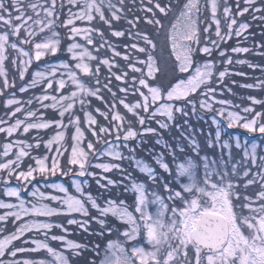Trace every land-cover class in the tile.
Here are the masks:
<instances>
[{
	"label": "snow or ice",
	"instance_id": "obj_1",
	"mask_svg": "<svg viewBox=\"0 0 264 264\" xmlns=\"http://www.w3.org/2000/svg\"><path fill=\"white\" fill-rule=\"evenodd\" d=\"M131 3L132 7L127 0H0V97L5 109L0 116V134L4 135L0 145V264H264V145L256 139L249 143L247 138L243 142L239 137L224 138L225 124L249 136H264V99L248 96L251 104L241 106L217 98L225 90L232 93L224 85L225 78L233 74L227 65H247L264 73L261 65L234 60L221 48L233 36L247 41L254 35L249 29L252 21L264 23V0ZM245 15L250 21L242 19ZM97 17L108 25L112 37H127L123 52L93 26ZM121 20L126 21V29L112 27L113 21ZM77 21L87 24L78 26ZM141 23L152 31L141 30ZM59 28L66 30L64 51L69 58L51 62L45 58L61 51ZM77 37L96 52L111 51L113 58L93 55ZM161 37L163 42L158 43ZM231 52L264 58V41L251 48L238 41ZM213 53L227 58L210 59ZM197 54L205 59H197ZM92 61H98L95 67ZM220 64L225 65L223 70H218ZM101 66L108 70L103 81ZM80 74L94 83H85ZM234 74L246 75L242 71ZM112 77L120 82L122 95L113 91ZM240 87L261 90L264 79ZM33 89H40L39 94L18 98L17 93ZM105 91L110 99L105 98ZM93 97L104 104L103 109H93L89 99ZM34 102L39 108L26 107ZM257 105L262 110H256ZM40 109H51L56 118H48ZM206 114L212 115L205 119ZM180 117L206 124L210 120L214 138L210 132L202 144L194 134L181 131L182 139L166 142L159 130L173 126L179 130L176 121ZM183 123L187 125L188 119ZM69 129H74L70 136ZM32 130L37 132L32 137L35 143L19 138L31 135ZM41 130H51L47 139ZM86 133L94 139H86ZM148 135L157 137L155 143L163 145L173 161L188 149L198 157L204 153L203 176L192 159L180 163L175 171L164 155L155 156L158 169L136 159L130 142L136 141L139 147ZM96 144L102 147L97 149ZM62 158L71 167L65 169ZM125 160H134L139 172L146 174L143 182L122 167L120 162ZM114 171L123 179L105 175ZM58 174L69 177L71 189L63 183H46L42 191L34 183L38 176L48 180ZM13 176L16 184L10 186ZM89 178L100 190L96 194L89 190ZM149 182L151 190L146 187ZM130 191L135 193L131 205L121 198ZM65 217L67 226L74 225L89 236L110 234L116 239H108L103 248L99 243L69 239L71 233L61 219ZM113 219L124 229L111 226ZM93 222L98 230H90Z\"/></svg>",
	"mask_w": 264,
	"mask_h": 264
},
{
	"label": "rangeland",
	"instance_id": "obj_2",
	"mask_svg": "<svg viewBox=\"0 0 264 264\" xmlns=\"http://www.w3.org/2000/svg\"><path fill=\"white\" fill-rule=\"evenodd\" d=\"M113 3H118V0H113ZM128 3H131V0H127V5H128ZM136 3L137 4H139V0H136ZM131 6H132V4H131ZM209 15H210V13H208ZM105 15L106 16H108L109 15V13H108V11H107V9L105 8ZM219 15H221L222 16V8H221V10H220V13H219ZM239 19V18H238ZM243 20H246V21H250V17L248 16V15H245L243 18H242ZM113 22H115L116 24H118L117 23V21H113ZM120 22V21H119ZM258 23H261V22H259V21H252L251 22V24H254V25H257ZM86 24H87V22H80V21H77V25L78 26H86ZM262 25H264V23H261ZM93 26L94 27H96V28H99V29H101L102 31H103V33H104V37L107 39V40H109L111 43H113V44H116V45H119V47L117 48V50L118 51H121V52H123L124 51V48H123V45L124 44H127V43H129V41H128V39H127V37H124V40H127V42H120L119 40H117L118 38H116V37H112L111 36V29H109V27H108V25H105V24H103V22H101L100 20H99V18L97 17L96 18V20L95 21H93ZM104 26L105 27H107V29H108V33H106V31H104L103 29H104ZM113 27V26H112ZM145 27H147V26H145ZM263 28H264V26H262ZM113 28H115V29H126V28H124V27H119V26H115V27H113ZM141 30H152L151 28H149V29H145V28H140ZM58 31V30H57ZM214 31H215V25H212V27H211V32H212V34H213V36H212V38H215V36H214ZM222 31H227V29H226V25H223L222 24ZM258 32H260L259 30H258ZM66 37H67V33H66ZM77 39V42H79V43H82V44H85V46L89 49V51H92L93 52V55H97L98 57H100V58H110V59H112L113 57H112V53H111V51H109V50H107V49H102V50H100L99 52H96L95 51V49L93 48V46L92 45H87L86 44V42L85 41H82V40H80V38L79 37H77L76 38ZM201 39L203 40V36L201 37ZM231 39H233L234 41H235V45L233 46V47H235L236 45H237V42L239 41L240 42V46H243V47H253L254 46V44L255 43H258V42H262V41H264V35H257V36H255V38L254 37H252L251 35H250V37H249V39L247 40V41H245V40H243L242 38H237V37H235V36H233ZM163 42V37H161L160 38V42H158V43H162ZM228 42V41H227ZM68 43V42H67ZM95 43H96V45L98 46L99 45V43H100V39H99V37H96V40H95ZM66 46H67V44H66ZM66 49V48H65ZM222 49H224V48H222ZM159 54V53H158ZM214 54V53H213ZM216 55H217V57L216 58H210V59H213V60H217V59H220V57L218 56V53H216ZM227 56H232L233 57V59L235 60V59H246V57H249V58H251V56H253L251 53H243V54H234V53H232L231 52V49H229L228 51H227ZM227 56L224 58V59H226L227 58ZM246 56V57H245ZM256 58V57H255ZM257 58L258 59H260V60H262L263 62H262V64H261V67H264V58H261V57H258L257 56ZM119 63H121V64H123L124 62H123V60L121 59V58H119V57H116L115 58ZM59 60H65V59H63V58H58V59H55V60H52L51 62H57V61H59ZM98 61H92V62H89L90 64H92V66L93 67H95V64L97 63ZM6 66H7V68H8V70L11 72L12 71V66H11V64L9 63V62H6ZM224 67H225V65H224ZM227 67H228V69H229V72L230 73H233L232 75H230V76H228V77H226L225 78V81H224V85H227L228 87H230L231 89H232V93H229L228 91H226L225 90V92H224V95L222 96V97H220V96H218L217 98H219V99H230V100H232L234 103H237V104H241V106H249L250 104H251V102L250 101H248V102H245L244 104H242L241 103V101L243 100V98L245 97V98H247L248 96H253V97H255L254 95H252V94H248V96H245L247 93H244V92H241V91H243V90H253V89H246V88H241L240 87V85L241 84H248V83H252V84H254V83H256L257 82V80H252V81H248V82H241L240 84L238 83V81H234V77H233V75H235L234 73L235 72H237V71H240V65H235V64H233V65H227ZM101 68L103 69V70H105L104 72V74H102L100 77H101V80L103 81L104 79H105V77H107V75H108V70H107V68L106 67H104V66H101ZM224 69V68H223ZM223 69H221V70H223ZM101 73V72H100ZM245 73V72H244ZM259 73H262L260 70H259ZM246 75V77L247 76H250L249 74H253L252 72H250V73H245ZM264 74V73H263ZM251 77V76H250ZM29 78H30V76H29ZM80 78L85 82V83H94V80L92 79V78H90V77H84L83 76V74H80ZM112 79V88H113V91H119V89H118V85L120 84V82H118V81H116L115 80V78L114 77H112L111 78ZM2 80H3V78H0V84H2ZM233 81L236 83H233ZM237 83L239 84V87H240V89H241V91H237L236 90V85H237ZM20 84V81L17 79V82H16V86H18ZM20 86V85H19ZM18 86V87H19ZM17 87V88H18ZM221 87H223V85L221 86ZM256 92H255V94L258 96V97H256V98H258V99H260V98H262V99H264V89H261V90H255ZM33 92H35L36 94H39V92H40V89H33V90H29V92L28 93H23V94H21V93H17V96H18V98L19 99H21V100H26L30 95H32L33 94ZM118 93V92H117ZM234 93V94H233ZM118 95H122V94H118ZM104 96H105V98H108V99H110V94L107 92V91H105L104 92ZM238 96H241V99H240V101L237 99L236 101H234L233 99L235 98V97H238ZM244 98V99H245ZM4 99V98H3ZM90 99V104L92 105V107H93V109L94 108H96V107H100L101 109H103L104 108V104L101 102V101H98V100H96L94 97L93 98H89ZM46 103H50V102H46ZM26 107H31V108H39V105L38 104H36L35 102L33 103V105H31V106H26ZM79 106L77 105V108H78ZM218 107V106H217ZM0 108H2V111H1V116H4L5 115V109L3 108V105H2V107H0ZM259 110V109H258ZM40 111H42V112H44V111H46L47 112V116H48V118H56V114L55 113H53V111L51 110V109H48V110H44V109H40ZM118 111H120V112H124L125 110L123 109V107L122 106H119L118 107ZM80 114V116H81V119H83V114H82V112L81 113H79ZM18 116L19 115H21V114H17ZM96 115H97V117H98V113H96ZM130 115V114H129ZM210 115H212V114H206V117H205V119H208V116H210ZM184 119H191L193 122H199V121H202V122H204L203 120H197V119H195V118H192V117H188V118H184L183 117V120H182V122H180L181 124L183 123V121H184ZM100 120H101V123H103L104 121H103V118H100ZM177 124H179V122H177ZM180 124V125H181ZM188 124H190L189 122H188ZM197 124V123H196ZM202 124H204L206 127H205V129H206V131L209 133V126H208V124H210V120L208 121V124H206L205 122L204 123H202ZM152 126L153 127H157L158 128V126L154 123V124H152ZM185 126V124H183V125H181V127H180V129L178 130L175 126H173L171 129H169V130H164L165 132H166V134H170L171 132H172V130H175V131H177V132H181V131H183V132H185L186 134H188L189 135V133H191V132H189V126H191V124L190 125H187L186 126V128L184 127ZM192 129V128H191ZM198 129V128H197ZM210 129H213V131L215 132V128H214V126L212 127V128H210ZM72 131H74V129H69V131H68V133H67V135H69L70 136V134H71V132ZM160 132H161V135H162V130H159ZM189 132V133H188ZM41 133L43 134V136H44V138L45 139H47L48 138V136H49V134L51 133V130H41ZM37 135V132H36V130H32V132H31V135H29V134H24L23 136H20L19 138H22V139H28L29 140V142H31V143H35V141L34 140H32V137L33 136H36ZM191 135H193V133H191ZM2 136H3V138H4V135L2 134ZM224 138H227V137H229V136H233V137H239L240 139H241V141L243 142L244 141V139L245 138H247L248 139V141H249V143H251V141L253 140V139H256L257 140V142L259 143V144H261V145H264V136H259L258 134L257 135H255V136H249V134L248 133H246V131L245 130H243V129H241V128H239V127H237V128H233V129H227L226 128V124H225V132H224ZM154 138H155V140L157 139V137H155L154 136ZM86 139H94V138H92L91 137V134L90 133H86ZM164 139V138H163ZM176 139H180L179 137H175V140ZM263 140V141H262ZM4 142V140L0 143V145H2V143ZM130 146L131 147H133L134 149H135V147L133 146V145H131L130 144ZM85 147H86V144H85ZM187 147V146H186ZM157 150H160V152L162 151L161 149H157ZM45 150L43 149V147H41V149H39V152L40 153H43ZM125 151V154L126 155H131V154H129V153H127V150L125 149L124 150ZM225 151H227V150H225ZM233 151L235 152L236 150H235V148H234V145H233ZM160 152H158L159 154H160ZM218 152H219V150L217 149L216 151H215V155H218ZM162 153H163V151H162ZM33 154H36V153H33ZM160 155H166V152H165V150H164V153L163 154H160ZM204 155V153H201V156L199 157V159H198V157L196 158V156H195V153L194 152H192L190 149H188L187 151H186V153L182 156V157H178L175 161H173L170 157H167V155H166V157H165V159H166V162H169L171 165H172V171H175V169L179 166V164L180 163H186L187 162V160L188 159H192L193 160V162L195 163V164H197L198 166H199V168H200V175L201 176H203V160L201 159V157ZM208 155H209V157H213L214 156V153L212 152V151H209L208 152ZM135 158L136 159H141V160H143L141 157H139V156H137L136 155V153H135ZM26 159V161H27V158H25ZM111 158H102V160H110ZM62 161H63V164H64V167H65V169H67L68 167H71V166H69L68 164H67V162H66V159H64V158H62ZM126 161H128L129 163H126ZM144 162H146L145 160H143ZM0 162H2V161H0ZM121 164H122V167H124L125 169H127V171L128 172H131L132 174H134V172L135 173H137V174H140V175H142V176H145L146 177V174H144V173H140L139 172V169L136 167V165H135V162H134V160H125V161H122V162H120ZM147 163V162H146ZM150 165V164H149ZM152 166V165H151ZM155 169V168H154ZM93 171H96L97 173H99L100 172V170L99 169H97V170H95V169H93ZM113 174H116V175H118V176H121V174L119 173V172H117V171H114L113 173H108V174H105V175H108L109 177H111V178H113V179H116V180H122L123 178H121V177H114L113 176ZM3 175V174H2ZM58 175H60V174H58ZM60 176H62V175H60ZM134 176V175H133ZM53 177H55V176H50L49 177V179L48 180H44V179H42L41 177H37V181H34V183H36L37 184V186H39L40 188H41V190L43 191L44 190V188H43V185L44 184H46V183H63L61 180H55ZM51 178H53V179H51ZM73 179H77V177H75V176H73L72 177ZM11 179H13V181L14 182H12V183H10V186H15V184H16V181H15V177L13 176ZM78 179H80V180H83V178H78ZM138 179V178H137ZM183 180H184V182H187L186 181V178H182ZM89 180L91 181V186H90V189L89 190H91V189H93V188H98V186L95 184V181L94 180H92L91 178H89ZM139 181H141V182H143L140 178L138 179ZM144 180H145V178H144ZM64 185H65V183H63ZM94 185V186H93ZM66 186V185H65ZM31 187H32V185H29V189L28 190H31ZM67 187V186H66ZM146 187H148L150 190H151V188H152V185H151V183L149 182V184L148 185H146ZM71 189V188H70ZM47 191H49V192H51L52 190L51 189H48ZM74 191V190H73ZM100 191V190H99ZM121 191H123V186H121ZM125 195V194H124ZM126 195H128L129 196V199H130V205L131 204H133L134 203V200H135V193H133V192H128V193H126ZM25 198L26 199H30V197H27V193H25ZM122 198V197H121ZM6 201H8V200H10L11 202H15V200H14V198H4ZM130 210H133L134 211V209H130ZM155 206H151L150 207V211H152V212H155ZM2 212H3V210H0V214H2ZM93 214V213H92ZM138 215V214H137ZM118 222V221H117ZM120 222H118V224H119ZM67 226V225H66ZM68 227V229H69V233H71L73 230L76 232V233H80L81 232V230H78L77 228H76V226H67ZM124 225L123 226H121L120 227V229L121 230H123L124 229ZM99 229V227H97V226H94L93 225V223H91L90 224V230H98ZM56 234H61L60 232H59V230H56ZM96 237V243H98V241H99V237H97V236H95ZM69 239H72V240H74L73 238H71V237H68ZM74 241H77V240H74ZM77 242H79V241H77ZM81 243V242H80ZM106 243H107V241L104 243V244H102L101 245V247L103 248L105 245H106ZM53 246H56L55 244L53 245ZM85 255L86 256H88V258L89 259H91L92 258V254L91 253H85ZM25 256V255H24Z\"/></svg>",
	"mask_w": 264,
	"mask_h": 264
},
{
	"label": "trees",
	"instance_id": "obj_3",
	"mask_svg": "<svg viewBox=\"0 0 264 264\" xmlns=\"http://www.w3.org/2000/svg\"><path fill=\"white\" fill-rule=\"evenodd\" d=\"M131 4L132 3H128V7H132L131 6ZM137 15H139V13L137 12L136 13ZM128 16H129V18H131V16H132V14L131 13H129L128 14ZM118 24H116L115 22H113L112 23V26L113 27H115V26H119V27H124V28H127L128 26H127V24H126V21L125 20H121L120 22L118 21L117 22ZM146 25L145 24H143V23H141L140 24V28H145V29H149L148 27H145ZM262 26H264V25H262L261 23H258L257 25H254V24H251V28L249 29V33H251V34H254V35H251L252 37H254L255 38V36H257L258 34L259 35H261V32L262 31H264V28L262 27ZM58 31H59V33H60V35H61V51L57 54V56H55V57H46L45 59L46 60H55V59H58V58H63V59H65V60H67L69 57H68V55H67V53L64 51L65 50V48H66V44H67V42H68V40H67V37H66V30L65 29H63V28H59V29H57ZM104 31H106V33H108V29H107V27H105L104 26V29H103ZM258 30L260 31V32H258ZM148 31H152V30H148ZM117 40H119L120 42H127V40H124V37H122V38H118ZM158 42H160V41H158ZM236 43H235V41L233 40V39H230V40H228V42H226V43H222L221 44V48H224L225 50H229V49H231L234 45H235ZM253 56H251V58H249V57H246V59H248V60H250L251 62H253V63H257V64H259V65H261L262 64V60H260V59H258L257 58V56L256 55H254V54H252ZM216 58L217 57V55H216V53H214L213 54V56L212 57H210V58ZM256 57V58H255ZM225 58V57H224ZM224 58H220V60H222V59H224ZM197 59H200V60H203V59H205V57H203V56H200L199 54H197ZM224 68V65L223 64H220L219 66H218V70H221V69H223ZM240 71H242V72H245V73H250V72H252L253 74L251 75V74H249L250 76H238V75H233V79H234V81L236 82V81H238V83L240 84L241 82H248V81H254V80H257L258 78H261V79H264V74L263 73H259V68H257V69H250V68H248L247 67V65H240ZM105 70H103L102 68H101V70H100V76L102 75V74H104L105 72H104ZM248 80V81H247ZM237 83V85H236V90L237 91H241V89H240V87H239V84ZM236 84V83H235ZM20 85V84H19ZM18 85V86H19ZM18 86H16V87H18ZM256 89H253V90H243V91H241V92H244V93H247L245 96H248V94H252V95H254L255 97H258L256 94H255V91ZM118 93L117 94H120L119 93V91H117ZM240 101V99H241V96H238V97H235L233 100L234 101H236L237 99ZM245 98V97H244ZM243 98V100L241 101V103L242 104H244L245 102H248L249 100L247 99V98H245L244 99ZM260 99H262V98H260ZM2 101H3V97H0V107H2ZM256 107V110H262L261 109V107L259 106V105H257V106H255ZM1 111H2V108H0V116H1ZM206 117V116H205ZM182 120H183V117H180L177 121H176V123L177 122H179V124H181L180 122H182ZM188 122L191 124V133H193L195 136H196V138H197V140H198V142H200V143H205V140H204V138L205 137H207L208 135H209V133L211 132V134H212V136H213V138H214V131H213V129H210L209 128V133L206 131V129H205V125L204 124H202V123H204V122H202V121H199V122H193L191 119H189L188 120ZM197 123V124H196ZM154 124V123H153ZM184 123H182L181 125H183ZM190 124H187V125H190ZM187 125H185L184 127L186 128V126ZM198 128V129H197ZM189 133V132H188ZM191 133H189V135H191ZM202 133V134H201ZM162 137L164 138V140L166 141V142H169V143H174V141H175V137H179L180 139H182L181 137H180V133L179 132H177V131H175V130H172V132L170 133V134H166V132L164 131V130H162ZM225 137V136H224ZM146 142H143V143H141L140 144V146L139 147H136V141H131L130 142V144L131 145H133L134 147H135V153H136V155L137 156H139V157H141L143 160H145L148 164H150V165H152L155 169H158V166H156L155 165V163H154V160H155V156L156 155H160V154H163L164 153V147H163V145H157L156 143H155V138H154V136H152V135H148L146 138ZM4 140V138H3V136H2V134H0V143L2 142ZM263 141V140H262ZM264 142V141H263ZM185 145H186V142H185ZM187 146V145H186ZM95 147L97 148V149H100L102 146L100 145V144H96L95 145ZM157 149H161L162 151H163V153H162V151L160 152V150H157ZM149 150H151V153L149 152ZM158 152H160V154L158 153ZM165 157H166V155H164ZM195 156H196V158L198 157L196 154H195ZM198 159H199V157H198ZM126 163H129L128 161H126ZM172 164V163H171ZM95 170H97V169H95ZM0 175H2V174H0ZM134 177H136V178H140L142 181H144V178H145V176H142V175H140V174H137V173H135L134 172ZM113 176L114 177H121V178H123L122 176H118V175H116V174H113ZM55 180H61L63 183H65V185L67 186V187H69V188H71V184H70V180H69V177L68 176H60V175H57V176H55V177H53ZM53 178H51V179H53ZM12 182H14L13 181V179H11V181H10V183H12ZM149 183H147L146 185H148ZM94 186V185H93ZM0 189H2V185H0ZM93 194H96L98 191H99V189L98 188H93V189H91L90 190ZM122 198L123 199H125L126 200V203H130V199H129V196L128 195H124V196H122ZM130 205V204H129ZM96 213L95 212H93V215H95ZM61 219H63V222L65 223V225H66V217L65 218H61ZM110 224H111V226H114V227H121V226H123V224L122 223H119L118 224V222L116 221V220H111L110 221ZM93 225L94 226H97V227H99L97 224H95L94 222H93ZM9 226V228H11L12 226L9 224L8 225ZM70 227V226H69ZM69 237H71V238H73L74 240H77V241H79V242H81V243H89V242H94V243H96V237L95 236H89L87 233H84V232H82V230H81V232L80 233H76L74 230L71 232V235H69ZM108 239H116V237L115 236H112V235H110V234H106L105 235V237H103V238H101V237H99V241H98V243L100 244V245H102V244H104ZM22 255H25V256H29V255H32V254H29V253H25V254H22ZM39 255H43V253H40ZM88 257V256H87Z\"/></svg>",
	"mask_w": 264,
	"mask_h": 264
},
{
	"label": "flooded vegetation",
	"instance_id": "obj_4",
	"mask_svg": "<svg viewBox=\"0 0 264 264\" xmlns=\"http://www.w3.org/2000/svg\"><path fill=\"white\" fill-rule=\"evenodd\" d=\"M246 211V210H245Z\"/></svg>",
	"mask_w": 264,
	"mask_h": 264
}]
</instances>
